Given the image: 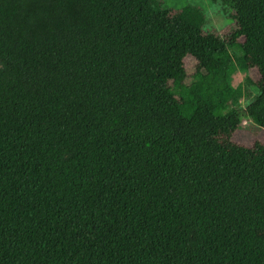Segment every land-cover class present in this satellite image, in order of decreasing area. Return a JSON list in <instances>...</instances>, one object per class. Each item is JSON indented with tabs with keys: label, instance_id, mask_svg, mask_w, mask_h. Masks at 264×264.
Instances as JSON below:
<instances>
[{
	"label": "trees",
	"instance_id": "trees-1",
	"mask_svg": "<svg viewBox=\"0 0 264 264\" xmlns=\"http://www.w3.org/2000/svg\"><path fill=\"white\" fill-rule=\"evenodd\" d=\"M211 1L224 37L161 0H0V264H264V145L230 141L264 129V0Z\"/></svg>",
	"mask_w": 264,
	"mask_h": 264
},
{
	"label": "rangeland",
	"instance_id": "rangeland-1",
	"mask_svg": "<svg viewBox=\"0 0 264 264\" xmlns=\"http://www.w3.org/2000/svg\"><path fill=\"white\" fill-rule=\"evenodd\" d=\"M161 3L164 9L172 10L188 5L199 7L206 15L204 30L214 31L222 37L226 36L233 27V23L228 18V15L224 13L221 5L212 3L211 0H161ZM185 70L187 73H191L194 70V63L191 58L185 60ZM243 77V74L236 73L231 79L234 86H241L244 91H247L248 97L239 101L241 108H244L257 94L256 87L247 84ZM249 77L253 82L258 80L255 70L250 71ZM230 141L252 149H260L264 145V129L258 128L248 120H243L239 129L232 134Z\"/></svg>",
	"mask_w": 264,
	"mask_h": 264
}]
</instances>
